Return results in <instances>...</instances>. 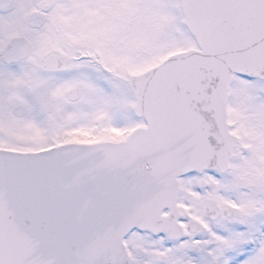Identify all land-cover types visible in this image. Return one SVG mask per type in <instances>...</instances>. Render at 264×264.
<instances>
[{
    "label": "snow or ice",
    "instance_id": "6c2138e0",
    "mask_svg": "<svg viewBox=\"0 0 264 264\" xmlns=\"http://www.w3.org/2000/svg\"><path fill=\"white\" fill-rule=\"evenodd\" d=\"M0 264H264V0H0Z\"/></svg>",
    "mask_w": 264,
    "mask_h": 264
}]
</instances>
